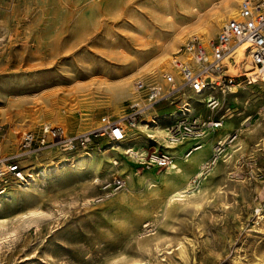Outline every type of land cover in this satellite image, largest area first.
Segmentation results:
<instances>
[{
    "label": "rangeland",
    "instance_id": "rangeland-1",
    "mask_svg": "<svg viewBox=\"0 0 264 264\" xmlns=\"http://www.w3.org/2000/svg\"><path fill=\"white\" fill-rule=\"evenodd\" d=\"M220 1L0 0V146L4 153H15L21 133L46 120L78 133L102 125L105 115L121 118L130 103L143 102L137 80L167 89L165 73L175 72L166 70L155 77L146 68L156 63L163 43L179 31L185 35L180 47L192 36L206 43L214 38L227 20L212 30L208 40L196 35L195 29L219 9ZM125 80H130L133 93L120 91L118 84ZM80 89L90 93L86 100L79 96ZM185 100L204 116L225 115L224 127L205 137L207 157L212 156L218 136L241 133L242 147L233 152V143L202 177L203 195L190 202L170 200L204 166L203 157L184 160L190 141L182 151V145L174 149V162L182 172L139 163L124 154L127 147L146 152L154 146L162 148L164 144L154 140L115 143L117 149L109 152L113 145L100 137L102 147L90 149L94 155L86 172L72 171L68 164L72 155L55 150L42 164L58 169L32 185L12 184L0 195V217L9 220L30 210L52 212L50 219L40 221L41 231L34 226L22 229L12 251L0 255V264H119L123 257H140L145 264H264V82L235 87L223 95L215 111L205 108L197 96L177 95L174 104L163 101L144 119L180 111ZM53 107L60 110V118L51 112L56 110ZM37 118L40 121L34 124ZM167 124L164 119L160 126L167 131ZM8 132L18 139L13 152L5 149ZM131 134L142 135L135 128L124 141ZM115 157L123 162L117 167L112 164ZM32 163V159L25 161ZM114 173L127 178L126 187L98 201L101 182ZM86 182L92 185L86 194L93 198L91 206L83 203ZM146 219L150 225L144 226ZM156 235L162 244L177 246L185 241L189 261L176 252H156Z\"/></svg>",
    "mask_w": 264,
    "mask_h": 264
},
{
    "label": "built area",
    "instance_id": "built-area-1",
    "mask_svg": "<svg viewBox=\"0 0 264 264\" xmlns=\"http://www.w3.org/2000/svg\"><path fill=\"white\" fill-rule=\"evenodd\" d=\"M246 42L250 43L247 50L248 67L236 74L228 73L224 59L230 57L238 46ZM172 64L178 75L165 73L167 89L157 84H147L143 80L136 81V90L144 92L143 102L130 103L121 118L112 119L105 115L102 117L101 127L78 133H70L65 125L44 124L22 132L15 153L5 154L0 146V195L6 193L12 184L28 185L31 182L30 173L40 174L43 169L48 168L42 164V160L55 150L69 153L74 158L79 152L86 153L95 146L101 148L102 145L98 143L100 137H107L112 145L125 140L128 133L144 120L147 111L166 100L174 104L177 95L190 98L193 94L205 108L215 111L221 107L223 95L230 91L231 85H256L258 82H264V78H250L248 72L257 69L264 76V0H241L237 17L227 20L216 36L207 43L198 36H192L173 54ZM262 109L264 110V105ZM224 117L223 114L204 116L185 100L180 111L164 112L157 118L159 121L168 120L166 145H162V148L154 146V149L148 152L143 149L134 151L133 147H128L124 154L137 155L143 163L168 167L175 160L176 146L190 141V147L183 155L189 157L203 145L205 137L211 131L224 127ZM240 137L241 133L232 132L225 139L216 141L212 156L201 172L193 178L194 186L199 184L212 165L227 154L233 143V152L242 147ZM151 138L156 141L155 137ZM30 159L35 163L25 164V161ZM112 164L117 167L122 163L115 157ZM126 185L127 178L122 173H114L111 178L101 182L102 192L96 199L103 201L124 189Z\"/></svg>",
    "mask_w": 264,
    "mask_h": 264
},
{
    "label": "bare ground",
    "instance_id": "bare-ground-1",
    "mask_svg": "<svg viewBox=\"0 0 264 264\" xmlns=\"http://www.w3.org/2000/svg\"><path fill=\"white\" fill-rule=\"evenodd\" d=\"M93 1H95V0H93ZM238 1L239 0H221L220 1L221 4L219 6V9L216 12H214L208 19H206L204 21H200L196 25V29L195 30H198V32L195 33V34L203 37V39H205V40H208L210 38L211 32H212V30L214 28H216L217 26L221 25L226 20H229V19H232V18H235V17L238 16V14H239V7L238 6L239 5L236 4V2H238ZM181 34H182V31L181 32L179 31V32L176 33V35L174 37L168 39L166 42L163 43V45L161 46V54L159 55V58L156 61V63L151 65L150 67L146 68V73L147 74H150V75L153 74L156 77V75L159 72H165L166 70H172L173 72H175V74L178 75L177 69L172 64V57L171 56H172L173 53H175V52H177L179 50V48H180L179 42L185 38V35H183V34L181 35ZM249 47H250V43L246 42V43L238 46L236 48V50L232 53V55H231L233 57L232 60L230 59L231 56L230 57L227 56L224 59V62L227 64V67H228L227 72L239 73L240 71H244L245 67H248V63L247 62H248V58L249 57H248V54H247V50H248ZM169 57H171V59ZM248 72H249L250 78H252L254 80L264 78V76L261 73H259V71L257 69L254 70V71H248ZM231 74H234V73H231ZM118 85H119L118 87H120V91H123V90L125 91V89H128V92L133 93V91H130V80H128V81L125 80L124 82H122L121 84H118ZM240 85H238V84L231 85L230 91L227 94H230V92L232 93L233 89L235 87L240 86ZM78 93H80L79 94L80 97L84 98L82 100H86L87 97L90 95V93L85 92V90H81V89L78 91ZM133 95H134L133 96L134 99H139V97H140L139 95H135V94H133ZM191 95L193 96V94H191ZM54 109H56V110H54ZM54 109H53L54 111H51V112L53 114H56V116H58L60 118L61 117L60 110H58L57 107H55ZM41 111H43V109ZM63 111H66V110L64 109ZM40 116H38V117H40ZM53 116H55V115H53ZM166 117H169V116H166ZM62 120H63V118H62ZM153 120L147 117L138 125V127H137L138 132L140 134H142V135L135 136L136 134H131L132 136H131L130 140H127V141L123 140V141H121L119 143L124 144L125 142L128 143L129 141H132V140L136 139V142L138 144L139 143L140 144H144L145 142H148L149 140L153 141V139L151 137L158 136L157 138L155 137L156 141H158L161 145L162 144L166 145L167 143L165 141H163V138H165V135H166V130L162 129L161 126H160V123L164 119L163 120L161 119L162 121L161 120L159 121V120H156V119H153ZM39 121L40 120H38V118H37V120H34L33 122H34V124H36V123H39ZM51 123H52V121H50V120H46L45 121V124H51ZM102 124H103V122H102ZM101 126L102 125H100L98 127H101ZM98 127H94L93 129H96ZM15 129H16V127H15ZM151 129H153V130H151ZM90 130H92V129H86V130H83L81 132H87V131H90ZM153 132H155V133H153ZM249 135H251V134H249ZM141 136H142V138H141ZM225 136H223V138ZM14 137H15V135H14ZM138 137H140V138L137 139ZM5 140H6L5 141V149L8 152H13V150H15V145L18 143V139H13L12 134L9 133L6 136ZM261 140H262V138H261ZM178 146H176V147H178ZM185 146H187V144L186 145L183 144L182 146H180L179 150L182 151V149L185 148ZM110 147L111 148L109 150H107L109 152L113 151V150L115 151L117 149L116 145H113V146H110ZM127 148H125V149H127ZM133 148H134V151H135L136 147H133ZM195 152L193 154H191L187 158L184 157V160L185 161H190L191 159L192 160H196L199 157H203L200 160H205L202 163V165H205V163L209 159V157H207L208 156L207 143L204 142L203 145ZM230 153H232V152H230ZM93 155H94V153L91 152L90 150H88L86 153H84V154L82 153L81 156L74 157L71 160L69 159L70 161L68 162V164H69L70 167H72V171L74 170L76 172H86L91 167ZM129 156L132 157V158L134 157V159L137 162L142 163L139 160V156H137V155H129ZM230 156H229V159H230ZM227 160H228V158H227ZM121 162H122V160H121ZM226 162L227 161L225 160V163ZM221 163H223V162H221ZM230 163H231V161H230ZM58 167H51V168L48 167L46 169H43L40 174H38L36 172H31L30 173L31 182L28 185H32L34 182H36L35 180L39 179V177H42V176L46 177L48 174H50L51 171H53L55 169H58ZM168 169L169 170H175L176 172H182L183 171L182 167L179 164H177L176 162H173L172 165H170ZM228 174H230V173H228ZM195 176L196 175H194L184 187H182L181 189L176 190L170 196V200H173V201L174 200H178L180 202H190V201H193L194 199L200 197L201 195H203V193L205 192V188H203V189L201 188L200 182H199L198 185L193 187L194 185H193L192 181H193V178ZM83 184H84L83 192L85 193L84 198H83V203L89 205L91 203V201L93 200V198L91 197V195H86V194L89 193V190H90L92 185H91L90 182H86V183H83ZM220 189H222V188H220ZM195 205L197 207L201 206L200 203H198V202H196ZM90 206H91V204H90ZM42 209L30 210V211H28L26 213H23L21 215L19 214L20 216L18 215V218L16 220H9V218L0 217V240H1L0 241V255H5L7 252L12 251L11 249H12L13 245L15 244V242L17 241L18 236H19L18 234L21 233L20 231L22 229H24L26 227L29 228V227L34 226V228L36 227L37 231H41L42 227H41L40 221L44 220V219L45 220L50 219L51 216H52V212H50L49 210L46 211V210H42ZM61 214H63V212ZM261 217L264 219V215L263 214H262ZM53 218L54 217H52V219ZM147 221H148V219L144 220L143 223H145ZM147 225H150V224L147 222L146 225H144V226H147ZM262 228H261V230H263ZM258 230H259V228H258ZM153 239H156L155 248H154V250L156 252H158V253L162 252V254H163V251L166 252V253H174V252H176L178 255H180L179 257H181L182 259H184L186 261L188 260V256H189L190 253L188 254L189 250H187V249H189V248H187V244H186L185 241L180 240L178 245L174 246V245H172L171 242H169V243L165 242V243L162 244L161 241H160V239H161L160 236L156 235L155 237H153ZM151 251L152 250H150L149 253H151ZM144 262H147V261H144L143 258H140V257H134V258L123 257V258L120 259L119 264H145Z\"/></svg>",
    "mask_w": 264,
    "mask_h": 264
},
{
    "label": "crops",
    "instance_id": "crops-1",
    "mask_svg": "<svg viewBox=\"0 0 264 264\" xmlns=\"http://www.w3.org/2000/svg\"><path fill=\"white\" fill-rule=\"evenodd\" d=\"M218 135H221V134H220V132H218ZM219 138H221V137H220V136H218V138H217V139H219Z\"/></svg>",
    "mask_w": 264,
    "mask_h": 264
}]
</instances>
